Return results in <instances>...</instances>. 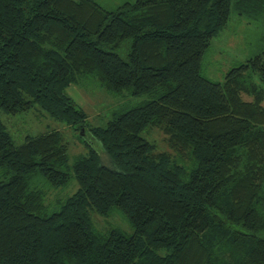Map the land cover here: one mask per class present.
<instances>
[{"label": "trees", "instance_id": "16d2710c", "mask_svg": "<svg viewBox=\"0 0 264 264\" xmlns=\"http://www.w3.org/2000/svg\"><path fill=\"white\" fill-rule=\"evenodd\" d=\"M232 11L264 0H0V113L37 107L100 146L70 159L57 130L17 145L0 119V264H264V51L222 83L202 73ZM91 83L147 99L90 128L65 90ZM71 180L50 211L42 184ZM113 210L131 234L96 226Z\"/></svg>", "mask_w": 264, "mask_h": 264}, {"label": "rangeland", "instance_id": "374dc122", "mask_svg": "<svg viewBox=\"0 0 264 264\" xmlns=\"http://www.w3.org/2000/svg\"><path fill=\"white\" fill-rule=\"evenodd\" d=\"M95 1L100 6L113 10L125 2H133L134 0ZM119 48L117 49V53L122 58H125L126 45L121 44ZM263 51L264 16L256 14L239 15L237 12L232 11L227 26L212 40L210 48L204 56L202 73L211 81L222 83L225 74L232 67ZM65 93L78 109L86 113L87 124L90 128L104 127L115 112L133 107L147 99V96L130 97L126 93L123 96L115 95L105 91L96 83H91L87 87L71 85L66 88ZM244 99L250 100L246 96ZM36 111L41 110L35 107L28 113L18 116H9L0 113V119L15 144H21L27 136H35L49 130H57L61 132L65 141L68 143L70 159L84 154L87 146L99 151L100 146L87 134V130H83L82 137H78L72 128L54 121L43 111H41L43 114ZM146 137L148 141L155 144L158 151H169L165 137L159 130L151 129L147 132ZM102 158L105 164L108 163L104 156ZM42 187L46 190L45 201L48 207H50V211L53 210L51 206L54 204L56 198H65L72 195L76 190L74 180H71L63 188H49L45 184H42ZM92 218L99 229L111 226L120 229L126 234L132 233L127 221L116 210H113L106 218L98 215L95 216V214L92 215Z\"/></svg>", "mask_w": 264, "mask_h": 264}]
</instances>
